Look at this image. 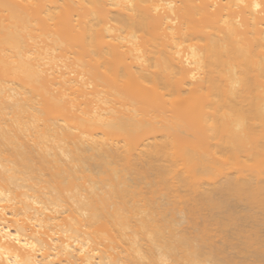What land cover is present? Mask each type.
<instances>
[{"label": "bare ground", "instance_id": "1", "mask_svg": "<svg viewBox=\"0 0 264 264\" xmlns=\"http://www.w3.org/2000/svg\"><path fill=\"white\" fill-rule=\"evenodd\" d=\"M0 264H264V0H0Z\"/></svg>", "mask_w": 264, "mask_h": 264}]
</instances>
